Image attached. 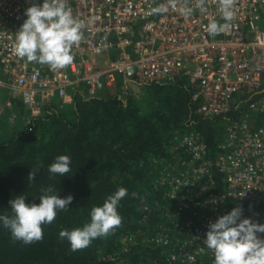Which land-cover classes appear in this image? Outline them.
<instances>
[{
    "label": "built area",
    "instance_id": "built-area-1",
    "mask_svg": "<svg viewBox=\"0 0 264 264\" xmlns=\"http://www.w3.org/2000/svg\"><path fill=\"white\" fill-rule=\"evenodd\" d=\"M68 2L84 22L83 39L72 48L73 63L52 71L12 50L25 10L43 0H0V119L9 113L14 122L20 105L25 127L46 107L69 105L75 91L92 98L176 77L194 85L195 112L224 124L217 152L200 131L174 130L167 156L141 163L155 191L134 195L148 233L121 241L160 247L167 264H213L205 240L219 217L239 207L240 220L264 225V0H236L235 18L216 36L207 26L225 23L217 0L203 12L188 0V17L169 0Z\"/></svg>",
    "mask_w": 264,
    "mask_h": 264
},
{
    "label": "trees",
    "instance_id": "trees-1",
    "mask_svg": "<svg viewBox=\"0 0 264 264\" xmlns=\"http://www.w3.org/2000/svg\"><path fill=\"white\" fill-rule=\"evenodd\" d=\"M141 87L138 95L119 85L92 98L75 91L67 109L55 104L46 107L27 126H13L0 140V215L11 216L9 201L21 194L26 203L39 204L41 189L48 186L60 198L74 197L51 224L42 225V241L25 244L15 240L0 222V264H167L160 247L121 241L123 234L148 233L134 196L154 191L141 163L167 156L173 131L186 128L200 131L214 155L220 131L218 119L195 112V86L185 79L176 77ZM15 108L23 114L20 105ZM59 155L71 159V172L62 177L48 172ZM34 167L40 171L29 183ZM120 187L127 189L117 209L122 224L89 247L72 251L69 242L60 238V231L90 223L91 209L102 206ZM154 221L152 217L148 222Z\"/></svg>",
    "mask_w": 264,
    "mask_h": 264
},
{
    "label": "clouds",
    "instance_id": "clouds-1",
    "mask_svg": "<svg viewBox=\"0 0 264 264\" xmlns=\"http://www.w3.org/2000/svg\"><path fill=\"white\" fill-rule=\"evenodd\" d=\"M235 2L217 0L225 23L211 21L207 26L210 35H219L229 26L228 22L235 18ZM206 3L207 0H195L194 8L203 12ZM169 4L174 8L179 6L180 14L185 17L193 13L188 0H169ZM165 10L157 7L152 11L159 13ZM25 15L27 19L15 36L14 54L26 58L28 62L47 65L52 71L71 65L74 60L72 48L83 39L84 22L74 16L68 0H43L42 5L33 3L25 10ZM70 165L68 155H59L48 167V172L62 177L71 172ZM39 171V168H32L28 175L29 183L35 181ZM41 191L43 194L39 197V204L26 203V197L21 194L9 201L12 215H0V222L10 230L15 240L25 244L42 241V225L51 224L57 212L66 210L74 199L72 195L60 198L52 186ZM126 195L127 189L120 187L108 196L102 206L91 209L90 223L71 231L61 230L60 238L69 242L72 251H78L89 247L93 240L112 234L122 224L117 209ZM241 213V208H234L210 224L205 244L214 256L213 264H264V239L257 235L264 233V225L247 218L240 220ZM189 259L194 260L191 256Z\"/></svg>",
    "mask_w": 264,
    "mask_h": 264
},
{
    "label": "rangeland",
    "instance_id": "rangeland-1",
    "mask_svg": "<svg viewBox=\"0 0 264 264\" xmlns=\"http://www.w3.org/2000/svg\"><path fill=\"white\" fill-rule=\"evenodd\" d=\"M130 89V92L133 94H140L142 92V87L138 85H129L128 87ZM66 106L61 107V109H67ZM17 112V119L13 122L10 118H8L9 113H6L1 119H0V140L7 134V132L13 127H22L25 125V119L22 117V115L19 113V110H16ZM3 120V122H2ZM217 125L224 126L223 123L217 121ZM116 264H122V262L117 261Z\"/></svg>",
    "mask_w": 264,
    "mask_h": 264
}]
</instances>
